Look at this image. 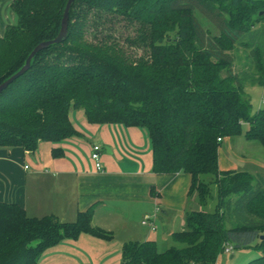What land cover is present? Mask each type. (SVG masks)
Here are the masks:
<instances>
[{"label":"trees","instance_id":"trees-1","mask_svg":"<svg viewBox=\"0 0 264 264\" xmlns=\"http://www.w3.org/2000/svg\"><path fill=\"white\" fill-rule=\"evenodd\" d=\"M67 2L12 1L17 22L0 34V84L39 43L56 38ZM198 10L218 34L204 29ZM100 12L148 24L141 42L150 40V58L130 56L116 41L89 42L87 19ZM240 47L253 70L242 77L230 54ZM247 79L264 87V0H74L67 38L38 52L1 92L0 147L35 151L40 141L76 135L71 107L83 108L92 123L144 128L153 170L190 174V194L201 205L211 198L202 179L209 175L217 201L211 212H188L186 228L164 251L154 241L125 244L123 264H216L229 247L253 248L246 264H264V186L247 171L218 166L219 138L244 134L264 146V105L253 111ZM93 211L64 222L0 201V264H37L49 248L83 233L110 238L92 225Z\"/></svg>","mask_w":264,"mask_h":264},{"label":"crops","instance_id":"crops-1","mask_svg":"<svg viewBox=\"0 0 264 264\" xmlns=\"http://www.w3.org/2000/svg\"><path fill=\"white\" fill-rule=\"evenodd\" d=\"M12 1L0 0V34L17 20ZM69 118L78 132L74 136L40 141L35 151L0 147V201L20 205L31 217L53 214L64 222L75 221L79 212L92 206V225L111 237L83 233L63 240L45 251L37 264H91L97 256L106 264H123L125 244L154 241L157 248L186 228V215L199 199L190 194L191 175L153 170L146 129L92 123L83 108H71ZM220 141L219 169L237 170L233 159L251 160L240 154L253 156L248 151L252 140L244 134ZM94 144L102 146V170L92 160ZM20 162H27L22 170L17 168ZM146 215L153 217L155 230L142 224Z\"/></svg>","mask_w":264,"mask_h":264},{"label":"rangeland","instance_id":"rangeland-1","mask_svg":"<svg viewBox=\"0 0 264 264\" xmlns=\"http://www.w3.org/2000/svg\"><path fill=\"white\" fill-rule=\"evenodd\" d=\"M196 16L202 23L204 29H211L213 34H218V29L215 27V25L205 18L199 10L196 12ZM16 22L17 20L13 21L12 23L10 22L9 24H15ZM87 23V40L89 42L95 43L105 40L108 42L116 41L121 45L128 55L136 57L145 56L150 58V40L141 42L143 32H150L148 24L144 25V23L138 19L112 12H100L90 15L87 19ZM247 53L242 47L230 53L235 57L234 66L232 69L240 77H242V72L244 71H253L251 68H248V59L246 57ZM250 82L251 81L247 79L246 88L250 94L249 96L253 111L255 112L264 105V87L258 85L251 86ZM250 142L251 143H248V151L251 152L253 156H248L247 153V155L245 153L240 154L251 159L247 160L246 158L247 161L252 162L242 161L239 159H233V161L239 166L237 170L240 169L242 171L244 170L252 173L264 186V146L257 140H252ZM224 144L225 140L222 146H224ZM25 163L27 162H20L17 165V168L22 170ZM202 179H204V181L209 185L211 198H209L203 205H201L199 203V199H197V204L193 209L211 212L214 210L215 203L217 201V188L216 185L211 182L212 178L209 175H202ZM172 244H174L173 240L160 243L157 246V249L158 251H164ZM255 257L256 253L253 248H233V251L231 252H222L219 254L216 259V264H246ZM91 264H106V262L104 259H101L100 256H97L95 259L93 258Z\"/></svg>","mask_w":264,"mask_h":264},{"label":"water","instance_id":"water-1","mask_svg":"<svg viewBox=\"0 0 264 264\" xmlns=\"http://www.w3.org/2000/svg\"><path fill=\"white\" fill-rule=\"evenodd\" d=\"M74 0H68L63 18H62V24H61V29L56 38L43 41L39 43L29 54V56L26 59L25 64L22 66V68L13 74L10 78L5 80L3 83L0 84V94L3 90H5L16 78H18L20 75H22L24 72L28 70L31 64V60L34 58V56L40 52L41 50L49 47L50 45L57 44L63 42L67 36H68V23H69V12L72 6Z\"/></svg>","mask_w":264,"mask_h":264},{"label":"built area","instance_id":"built-area-1","mask_svg":"<svg viewBox=\"0 0 264 264\" xmlns=\"http://www.w3.org/2000/svg\"><path fill=\"white\" fill-rule=\"evenodd\" d=\"M221 139L219 138L218 141H220ZM101 150H102V146L99 144H94L93 148H92V160L95 163V167L97 168V170H102L103 166H102V162H101ZM143 225H147L149 226L152 230L156 229V225L154 223L153 217L150 215H146L142 221ZM232 247H229L226 249L227 252L231 251Z\"/></svg>","mask_w":264,"mask_h":264}]
</instances>
